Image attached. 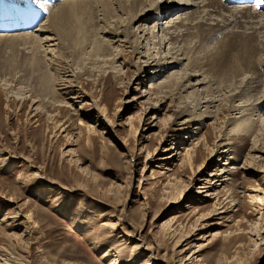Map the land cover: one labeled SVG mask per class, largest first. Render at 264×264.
Returning <instances> with one entry per match:
<instances>
[{
    "label": "rangeland",
    "instance_id": "rangeland-1",
    "mask_svg": "<svg viewBox=\"0 0 264 264\" xmlns=\"http://www.w3.org/2000/svg\"><path fill=\"white\" fill-rule=\"evenodd\" d=\"M19 7L27 25L45 19L37 20L27 2ZM249 13L239 16V21L264 40V21ZM239 23L207 36L200 47L191 45L202 69L214 73L215 54L230 47L235 38L220 41L231 36ZM101 24L96 21L97 27ZM94 33L85 35L93 39ZM6 34L13 32L0 33ZM16 39H0V264H110L112 260L179 264L182 256L186 264H264V153L255 152L259 157L251 165L244 161L259 120L254 127L251 124L249 134L230 132L223 137L218 150L227 144L228 154L220 156L216 151L213 159H207L226 125L227 118L222 122L229 113L225 106L219 114L222 121L210 117L199 122L201 118L190 108L188 115L173 117L166 125L162 119L175 113V108L166 99L156 111L157 98L147 100L145 91L158 79L144 78L139 83L137 57L131 50L119 53L116 65L121 64V73L104 71V64L96 61L112 53L111 46L91 50L86 39L69 46L60 68L46 69L34 43ZM64 67L86 68L77 77L66 78ZM60 72L63 78L58 80ZM47 77L58 81L57 90H50ZM62 79L71 82L67 85ZM227 83L224 79L220 86ZM65 85L75 93L78 90L82 98L71 100L75 93L66 94ZM52 97L64 102L48 104ZM259 112L264 116V108ZM233 115L240 113L226 117ZM130 116L132 126L139 127L136 135L127 125ZM259 133L256 146L264 149V127ZM192 146L195 152L185 159ZM168 155L174 159H161ZM244 162L250 166L245 168ZM200 164L199 181L194 172ZM225 166L226 180L199 193L198 186L208 179L213 184ZM249 188L258 191L248 192ZM180 192L178 203H167L170 195ZM250 195L255 200L261 196L263 203L251 201ZM214 206L216 210L210 212ZM179 237L182 245L175 247ZM136 243L152 249H134Z\"/></svg>",
    "mask_w": 264,
    "mask_h": 264
},
{
    "label": "bare ground",
    "instance_id": "bare-ground-1",
    "mask_svg": "<svg viewBox=\"0 0 264 264\" xmlns=\"http://www.w3.org/2000/svg\"><path fill=\"white\" fill-rule=\"evenodd\" d=\"M24 2H27L32 8L37 20L45 17L40 24H36L37 27L33 24L27 25L22 14V8L19 7V4L24 6ZM98 8H100V14H98ZM250 11L252 14L260 16L261 21H264V0H251L242 3L237 0H60L58 3L53 2V0H0V33L13 32L9 35H0V39L15 40L17 38L28 41L30 39L36 46L38 58L46 69L51 65L60 68L63 55L67 53L69 46L73 43L80 44L86 39H89L88 43L92 46L91 50H100L98 48H103L105 45H108L107 48L111 46L112 53H108L101 60L96 61L104 64H102V68H105L104 71L110 69L121 73V64L116 65L118 57H120L119 53L121 54L128 49L131 50L130 52L137 57L135 63H137L139 83L144 78L158 79L155 83L150 84L148 91H145L144 96L148 97L147 100L152 96L157 98L156 102H159L160 105L155 108L156 111L160 109L166 99H169L170 104L175 108V113L162 119L166 125L172 122L173 117L180 119L183 115H188L190 108L197 113L198 118H201L197 120L199 122L210 117L215 121L218 119L222 121L219 118L221 106H225L229 110L226 115L240 113L237 117L235 115L232 117L223 116V125L227 118V126H221V129L222 127L224 129L223 133L221 130L216 137L218 145L215 144L209 148L207 159H213V155L217 152L220 153V156L228 154L230 146L227 148V144L222 146L226 148L220 152L218 150L221 147L219 142L223 137H227L230 132L249 134L253 131L251 124L253 126L259 120L260 128L254 133L252 132V146L246 160H244H249L248 163L251 165V162H255L256 158L259 157L255 155V152L264 153V149H258L256 146L257 142L261 141L262 133L259 132L264 127V116L259 112L260 107L264 108V72L260 69L261 67L264 68V40L258 38V32H255L254 28L247 29L246 22L239 21V16H242L243 13L250 14ZM99 15H101L100 18ZM97 20L102 22L101 26L97 27ZM235 22L236 24L240 23L238 26H234V29L232 28V32L234 31L232 35L226 36L220 41L225 42L229 38H235L231 46L225 47L219 54L214 53L216 56L214 61L218 64L217 69L214 73L202 69L198 64L199 58L197 57L199 54L197 57L195 54L192 55L195 49L193 48L192 52L191 45L195 42L198 43V47H200L199 45L202 46L207 36L214 32L225 31L233 26L231 23ZM225 25L227 26L222 28ZM82 29H85L84 35ZM86 32L91 34L95 32L93 35L95 38L90 39L88 34L85 35ZM166 46L167 48H165ZM199 51L198 49L197 52L196 49L197 53ZM87 63H89L88 60ZM85 68L74 70L75 68L64 67V70H68H65L68 72L66 78H70L68 76L77 77ZM142 73L145 74L144 77L141 76ZM62 75L61 72L58 73V80L60 77L63 78ZM224 79L228 83L221 87L220 81ZM50 80V84L48 83L52 86L50 90H57L55 85L58 84V81L55 83L52 82V79ZM61 81L67 82V85L71 82L70 79H62ZM67 85L63 88L67 89L66 94L75 93L74 88L70 90ZM73 98H82L78 90L70 97L71 100ZM52 99L47 100L49 101L48 104L55 105L57 102H64L62 99H54L53 97ZM254 114H256L257 118L255 119L257 120H253ZM132 119V116L128 117L127 125L130 131L136 135L139 127L132 126ZM194 119L191 117V120L194 121ZM249 119L252 123L249 122ZM188 121L190 120H183L181 123ZM174 129L170 128L171 131ZM163 139L164 135L161 134L160 141ZM143 147L139 148V151H142ZM194 152V146L186 150L185 159H190ZM149 155L150 153L147 154V158L150 157ZM161 159L172 161L174 156H162ZM249 164L243 163L245 168L249 167ZM224 165L228 166L229 164L224 163ZM227 166L220 169L219 175L215 176L217 179L212 181L213 184L211 179H208L199 185V193L207 192L212 186H216L217 183L215 182L217 181L221 180L223 183L226 178L223 177L222 173L227 172L225 170ZM227 170L228 173L232 172L229 167ZM201 172L202 164L194 174L196 173L198 176ZM213 175L215 174H209V176ZM200 176H198L199 181L201 180ZM247 191L257 192L258 190L249 188ZM215 194L217 195V193ZM181 195L182 192L170 195L167 203L170 205L178 203ZM208 195L205 193V196ZM216 195L213 198H216ZM249 198L251 201L263 203L261 196L257 197V200H255L254 195H250ZM217 200L215 202H218ZM9 201L12 200L9 199ZM215 210L214 206L210 212ZM210 212L201 214L200 218L211 215ZM182 238L179 237L174 244L175 247L182 245ZM140 247L142 251H151L152 249L150 246L143 247L138 243L133 246L134 249ZM182 251L183 248L178 250L177 254L181 255ZM183 259L182 256L179 259V261L181 260L179 264H186ZM186 259H191V257ZM111 263L117 264V261L112 260ZM145 264H151V261H146Z\"/></svg>",
    "mask_w": 264,
    "mask_h": 264
}]
</instances>
